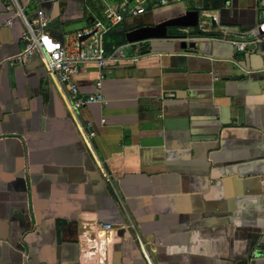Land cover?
Wrapping results in <instances>:
<instances>
[{"label":"crops","instance_id":"crops-1","mask_svg":"<svg viewBox=\"0 0 264 264\" xmlns=\"http://www.w3.org/2000/svg\"><path fill=\"white\" fill-rule=\"evenodd\" d=\"M38 9L51 47L102 17L96 0H0V264H264V41L130 43L105 69V105L79 113L90 147L41 58L11 61ZM188 10L203 24L189 33L234 36L264 0L155 3L106 47ZM97 77L95 64L80 68L82 94Z\"/></svg>","mask_w":264,"mask_h":264},{"label":"built area","instance_id":"built-area-1","mask_svg":"<svg viewBox=\"0 0 264 264\" xmlns=\"http://www.w3.org/2000/svg\"><path fill=\"white\" fill-rule=\"evenodd\" d=\"M34 1L41 3L57 0ZM96 1L97 5L101 6L102 17L93 15L94 18L90 26L76 32L70 43L57 47H51L46 36L50 18L43 10L38 9L34 17L24 20L22 32L24 48L11 60L14 63L22 64L33 55H38L41 58L46 72L59 88L70 114L77 122L81 135L90 147H92V140L96 133L89 123H84L81 120L79 113L91 103L105 105L106 99L101 91L106 74L105 69L109 64L117 65L122 62L126 57L125 48L132 45L130 43L122 44L108 50L105 44L106 35L119 25L125 17L144 15L155 3H166V0H120L116 3L111 0ZM19 11L21 16L22 11ZM7 23L9 24L10 20ZM198 27L203 28V24L199 22ZM182 31L187 34L186 38L188 39L227 42L232 44L237 51H244L248 45L264 41V10L255 26L239 31L234 36L201 37L200 32H197L199 33L197 35L196 32L192 34L186 29ZM86 63L96 65L98 77L94 83L95 91L82 94L75 77ZM101 121L104 123L105 119ZM104 228L110 230L112 226L106 224Z\"/></svg>","mask_w":264,"mask_h":264},{"label":"water","instance_id":"water-1","mask_svg":"<svg viewBox=\"0 0 264 264\" xmlns=\"http://www.w3.org/2000/svg\"><path fill=\"white\" fill-rule=\"evenodd\" d=\"M199 25L198 11L188 10L184 14L164 18L154 22L153 24H146L140 21L126 33V40L129 43H138L148 40H174L182 49L187 47L196 48L197 42H187V34L180 32L181 29L197 28ZM173 29L179 32L172 33ZM197 35L199 33L196 32Z\"/></svg>","mask_w":264,"mask_h":264},{"label":"trees","instance_id":"trees-1","mask_svg":"<svg viewBox=\"0 0 264 264\" xmlns=\"http://www.w3.org/2000/svg\"><path fill=\"white\" fill-rule=\"evenodd\" d=\"M94 5V4H93Z\"/></svg>","mask_w":264,"mask_h":264}]
</instances>
